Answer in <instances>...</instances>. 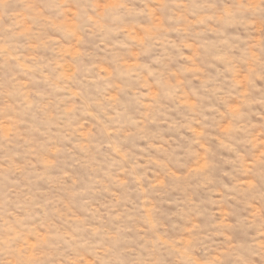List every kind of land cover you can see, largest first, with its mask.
Instances as JSON below:
<instances>
[{"label":"rangeland","instance_id":"obj_1","mask_svg":"<svg viewBox=\"0 0 264 264\" xmlns=\"http://www.w3.org/2000/svg\"><path fill=\"white\" fill-rule=\"evenodd\" d=\"M0 264H264V0H0Z\"/></svg>","mask_w":264,"mask_h":264}]
</instances>
